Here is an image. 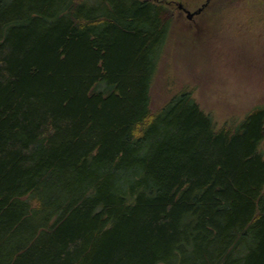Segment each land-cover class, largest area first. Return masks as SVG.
<instances>
[{
    "label": "trees",
    "instance_id": "trees-1",
    "mask_svg": "<svg viewBox=\"0 0 264 264\" xmlns=\"http://www.w3.org/2000/svg\"><path fill=\"white\" fill-rule=\"evenodd\" d=\"M169 12L0 0V264H264V105L153 111Z\"/></svg>",
    "mask_w": 264,
    "mask_h": 264
},
{
    "label": "rangeland",
    "instance_id": "rangeland-1",
    "mask_svg": "<svg viewBox=\"0 0 264 264\" xmlns=\"http://www.w3.org/2000/svg\"><path fill=\"white\" fill-rule=\"evenodd\" d=\"M152 1L172 17L151 90L153 111L190 89L218 127H234L264 105V0ZM178 2L190 11L181 13ZM198 8L194 23L188 16Z\"/></svg>",
    "mask_w": 264,
    "mask_h": 264
},
{
    "label": "flooded vegetation",
    "instance_id": "flooded-vegetation-1",
    "mask_svg": "<svg viewBox=\"0 0 264 264\" xmlns=\"http://www.w3.org/2000/svg\"><path fill=\"white\" fill-rule=\"evenodd\" d=\"M178 7L182 10L181 13H182L183 11H185V12H189V11H190V9L187 8L186 5H184L182 2H178ZM202 11H203V8H198V10H196V12H195V15H191V13H190L189 16H188V18H189L192 22L197 23L196 20H197V18L202 14ZM196 15H198V16H196ZM196 17H197V18H196Z\"/></svg>",
    "mask_w": 264,
    "mask_h": 264
}]
</instances>
